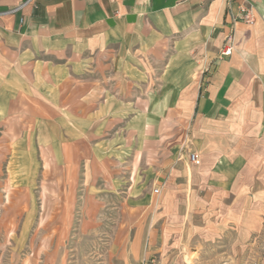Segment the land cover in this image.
Returning a JSON list of instances; mask_svg holds the SVG:
<instances>
[{
	"label": "crops",
	"instance_id": "0c3cea01",
	"mask_svg": "<svg viewBox=\"0 0 264 264\" xmlns=\"http://www.w3.org/2000/svg\"><path fill=\"white\" fill-rule=\"evenodd\" d=\"M0 130L20 172L40 163L44 180L22 188L45 191L62 235L69 221L96 235L116 205L119 264L151 255L157 221L256 226L264 0H0Z\"/></svg>",
	"mask_w": 264,
	"mask_h": 264
},
{
	"label": "rangeland",
	"instance_id": "374dc122",
	"mask_svg": "<svg viewBox=\"0 0 264 264\" xmlns=\"http://www.w3.org/2000/svg\"><path fill=\"white\" fill-rule=\"evenodd\" d=\"M12 145L13 141L0 132V264H119L117 252L112 251L116 205H111L110 218L98 223L96 235L75 236L77 221L67 222V235H62L63 221L46 220L51 206L45 191L41 187L22 188L25 184L39 186L44 180L40 163L38 173L20 172L15 164L21 159L14 156ZM24 160L23 167L29 168L31 158ZM61 208L55 206L56 216L61 217ZM262 216L256 226L253 218L245 225L230 220L218 226L216 221L202 222L197 217L183 221L182 229L174 228V223L169 229L160 223L159 229L157 221L151 255L140 264H264Z\"/></svg>",
	"mask_w": 264,
	"mask_h": 264
},
{
	"label": "built area",
	"instance_id": "2783aa9c",
	"mask_svg": "<svg viewBox=\"0 0 264 264\" xmlns=\"http://www.w3.org/2000/svg\"><path fill=\"white\" fill-rule=\"evenodd\" d=\"M231 1V0H229ZM23 7V6H22ZM22 7L20 8H16V9H13V10H10L8 13H14V12H17L18 10H20ZM241 21L245 22L246 24H249V25H254L256 23V18H255V14H254V11L251 7H246V6H242L240 8V15L238 17ZM233 38L232 37H229L227 40H226V48L222 51V55L223 56H230L233 52ZM190 160L191 162L195 163L196 165H200V159L198 158V156H196L195 154H191L190 156ZM154 193L157 195L159 194V190L156 189L154 191Z\"/></svg>",
	"mask_w": 264,
	"mask_h": 264
}]
</instances>
